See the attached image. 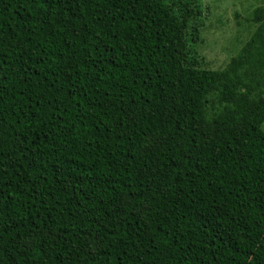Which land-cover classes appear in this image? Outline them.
<instances>
[{"label":"trees","instance_id":"trees-1","mask_svg":"<svg viewBox=\"0 0 264 264\" xmlns=\"http://www.w3.org/2000/svg\"><path fill=\"white\" fill-rule=\"evenodd\" d=\"M200 0H0V264H264V7L220 70Z\"/></svg>","mask_w":264,"mask_h":264},{"label":"rangeland","instance_id":"rangeland-1","mask_svg":"<svg viewBox=\"0 0 264 264\" xmlns=\"http://www.w3.org/2000/svg\"><path fill=\"white\" fill-rule=\"evenodd\" d=\"M200 5L202 16L193 45L196 59L203 68L220 70L255 31L257 25L248 18L256 7H264V0H200Z\"/></svg>","mask_w":264,"mask_h":264}]
</instances>
